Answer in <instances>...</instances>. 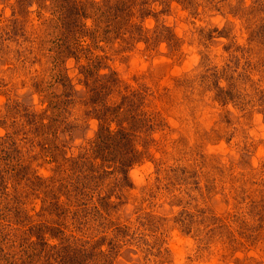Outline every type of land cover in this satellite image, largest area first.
Masks as SVG:
<instances>
[{
    "label": "rangeland",
    "instance_id": "obj_1",
    "mask_svg": "<svg viewBox=\"0 0 264 264\" xmlns=\"http://www.w3.org/2000/svg\"><path fill=\"white\" fill-rule=\"evenodd\" d=\"M39 1L0 0V264H264V0Z\"/></svg>",
    "mask_w": 264,
    "mask_h": 264
},
{
    "label": "trees",
    "instance_id": "obj_2",
    "mask_svg": "<svg viewBox=\"0 0 264 264\" xmlns=\"http://www.w3.org/2000/svg\"><path fill=\"white\" fill-rule=\"evenodd\" d=\"M25 1L27 2L28 0H25ZM33 1L35 4L39 5V7H41V8H43L45 6V4L43 5V3H39L40 2L39 0H33ZM58 1L61 2L60 12H62V14H63L61 16V18H62L61 22H64L66 27L71 28V31H74L75 28L77 30L90 29L87 26V23L85 21L86 18L88 17L87 13H85L86 12V6L89 3L92 7L91 11H93V16L96 17L95 18L96 24H94V28H96V29L97 28L101 29L100 28L101 26L98 23L103 22L105 14H106V18H107L108 16H111L112 14L117 13V20L121 19L124 16L123 12H121L120 8H118V5H117L118 1L116 3V2H114V0H101V1L92 0L90 2H80L78 0H58ZM121 1H125L126 5L129 4L132 6L133 4H135V2L137 0H121ZM132 7L134 8V6H132ZM133 8L129 7V11H131V12H129L127 10L128 6H126V9L124 12L125 16H130L131 14H133L132 17H130L127 20L128 27H132V26L136 25V23H134V19H135L134 16H136V13H135V10ZM139 13H140V11H139ZM137 17L140 18V15H138ZM117 20L110 22L111 27H113L115 25V23H117ZM0 146L2 147V145H0ZM3 159L7 160L8 156L4 154ZM1 165H2V161H1V155H0V178L2 177L3 180H5V179L10 180L9 178L11 176L13 177V174H11L12 168L10 169V167L8 166L9 169H5V168L1 169ZM124 165H123V167H124ZM4 172H7V173H4Z\"/></svg>",
    "mask_w": 264,
    "mask_h": 264
}]
</instances>
